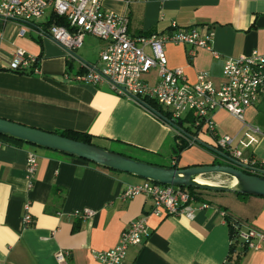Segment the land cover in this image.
<instances>
[{"label": "crops", "instance_id": "obj_1", "mask_svg": "<svg viewBox=\"0 0 264 264\" xmlns=\"http://www.w3.org/2000/svg\"><path fill=\"white\" fill-rule=\"evenodd\" d=\"M103 5L109 12L127 15L129 33L135 37L170 35L174 23L212 33L218 59L212 51L200 49L189 62V47H165L169 67L182 70L191 83L208 72L218 86L226 60L254 51L264 54V0H103ZM19 31L16 24L0 20V118L57 134L86 132L96 146L152 165L163 166L160 161L166 159L178 168L215 162L212 153L199 147L185 150L176 162L179 136L168 123L119 97L108 84L65 82L64 75L77 74L80 65L53 40L21 37ZM92 38L95 41L84 43L78 56L96 64L105 44ZM17 49L40 57L38 75L9 71ZM146 80L155 84L157 72ZM263 106L262 101L246 116ZM213 120L221 135L237 136L245 156L264 162V134H252L256 142L248 145L236 118L221 110ZM200 137L210 143L208 134ZM37 148L0 136V264H60L59 252L69 254L65 264H102L93 252L113 249L132 221L150 215L149 197L122 198L143 179ZM29 152L39 157L32 188L26 178ZM231 195L235 200L217 194L212 208L194 219L150 216L151 235L129 250L123 264H264V245L260 251L242 245L233 249L230 235L235 223L264 233V198ZM27 204L34 220L29 227L23 221ZM84 210L96 215H75Z\"/></svg>", "mask_w": 264, "mask_h": 264}, {"label": "built area", "instance_id": "obj_2", "mask_svg": "<svg viewBox=\"0 0 264 264\" xmlns=\"http://www.w3.org/2000/svg\"><path fill=\"white\" fill-rule=\"evenodd\" d=\"M0 20L19 26L21 37L30 34L37 40L48 38L63 47L69 59L80 65L77 74L64 75L65 82L93 86L108 84L119 97L168 123L190 148L209 151L220 166L264 178V162L245 156L237 136L221 135L213 120L215 112L226 111L243 124L244 135L250 140L248 145L256 142L252 134L260 135L261 131L249 124L246 114L264 97V54L254 51L249 56L226 60L222 83L218 86L208 72L199 73L196 82L191 83L182 70L169 67L165 47L169 44L189 47V62L200 49L212 51L215 58H220V54L213 51V34H204L195 27H178L174 23L175 32L170 35L135 37L129 33L127 15L107 11L103 0H0ZM87 36L105 44L96 64L82 61L78 56ZM40 61L38 56L17 49L9 71L38 75ZM152 72H157L155 84L146 80ZM205 133L209 135L210 143L201 139ZM38 168L39 157L35 152H29L26 166L29 188L34 185ZM137 195L152 200L150 215L132 221L121 232L113 249L93 252V257L102 264H123L129 250L141 246L151 235L150 216L194 219L198 212L212 208L210 203L192 195L188 188L147 180L128 188L122 198L127 200ZM29 208L27 204L23 219L26 227L34 222ZM75 215L86 219L96 214L84 210ZM233 228L236 238H231V247L236 244L253 251L262 250L264 233L238 223L233 224ZM68 255L59 252L57 262L65 264Z\"/></svg>", "mask_w": 264, "mask_h": 264}, {"label": "water", "instance_id": "obj_3", "mask_svg": "<svg viewBox=\"0 0 264 264\" xmlns=\"http://www.w3.org/2000/svg\"><path fill=\"white\" fill-rule=\"evenodd\" d=\"M180 126H182V123H180ZM0 136L66 156L83 159L102 168L128 173L160 185L264 198L263 177L249 175L232 167L212 164L177 169L152 165L94 144H86L54 132L44 131L3 118H0ZM212 174L226 175L232 180H236L238 186L202 184L197 181L198 177Z\"/></svg>", "mask_w": 264, "mask_h": 264}, {"label": "trees", "instance_id": "obj_4", "mask_svg": "<svg viewBox=\"0 0 264 264\" xmlns=\"http://www.w3.org/2000/svg\"><path fill=\"white\" fill-rule=\"evenodd\" d=\"M59 135L64 136V137L69 138V139H72V140L80 141V142H83L86 144H94L93 143V137L89 133H86V132H80V131H75V130H65V131L61 132ZM189 148L190 147L188 146V143H186L184 139H182L181 137H177V144H176V147L174 150V157H175L176 162L180 160L182 152H184L185 150H187ZM213 164L219 165L220 163L215 161ZM172 168L178 169V166L176 165V166H173ZM188 189L190 190L192 195L197 196L201 201L211 203V202L207 201V199H206V194H207L206 192L201 191V190H197V189H192V188H188ZM211 194H212L211 196H217V194H221V193H212L211 192ZM236 195L241 196V197H249V196H244V195H239V194H236ZM230 232H231L230 233L231 238L235 239L236 238V231L232 225H230ZM235 247H236V244H233L232 248L234 249Z\"/></svg>", "mask_w": 264, "mask_h": 264}, {"label": "rangeland", "instance_id": "obj_5", "mask_svg": "<svg viewBox=\"0 0 264 264\" xmlns=\"http://www.w3.org/2000/svg\"><path fill=\"white\" fill-rule=\"evenodd\" d=\"M85 40H86L85 41L86 46H88L90 43H92L93 41H95V39L93 40L92 37H86ZM262 101L264 103V97H263ZM246 120L249 122V124L251 126L258 127L260 129L261 133L264 134V106L261 107V108H259V109H256L255 112L254 111L249 112L248 116H246ZM190 128H191L192 131H195V128L194 127H190ZM244 132H246V130H244ZM160 162H161V165L166 166V167H170L171 166V163H172L171 159H169L168 161H167V159L166 160H162ZM203 177L204 178H209L210 180L215 181V182L221 181L223 183H226V182L230 181V179H231L230 177H228L226 175H220V174L205 175ZM204 192L207 193L206 194L207 201L214 202L215 196H211L212 194L209 191L208 192L207 191H204ZM224 194H227V193H224ZM228 195L230 197H232L231 194H228ZM232 198H234V197H232ZM233 200H235V198Z\"/></svg>", "mask_w": 264, "mask_h": 264}, {"label": "bare ground", "instance_id": "obj_6", "mask_svg": "<svg viewBox=\"0 0 264 264\" xmlns=\"http://www.w3.org/2000/svg\"><path fill=\"white\" fill-rule=\"evenodd\" d=\"M197 181L199 183H202V184H223V185H229V186H233V187L238 186V182L236 180H232V179H230V181H228L226 183H223L221 181H218V182L212 181L209 178L198 177ZM219 182H221V183H219Z\"/></svg>", "mask_w": 264, "mask_h": 264}]
</instances>
